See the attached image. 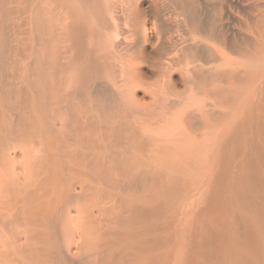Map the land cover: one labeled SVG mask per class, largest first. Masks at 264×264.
I'll return each mask as SVG.
<instances>
[{"label": "bare ground", "instance_id": "6f19581e", "mask_svg": "<svg viewBox=\"0 0 264 264\" xmlns=\"http://www.w3.org/2000/svg\"><path fill=\"white\" fill-rule=\"evenodd\" d=\"M0 264H264V0H0Z\"/></svg>", "mask_w": 264, "mask_h": 264}]
</instances>
